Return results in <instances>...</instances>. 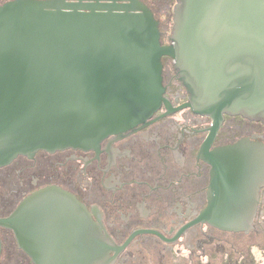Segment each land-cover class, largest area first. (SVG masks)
<instances>
[{
	"label": "water",
	"instance_id": "water-1",
	"mask_svg": "<svg viewBox=\"0 0 264 264\" xmlns=\"http://www.w3.org/2000/svg\"><path fill=\"white\" fill-rule=\"evenodd\" d=\"M0 1V168L39 151L98 149L164 102L171 107L163 56L189 95L179 109L212 118V138L225 116L264 124V0H175L168 46L143 0ZM204 159L212 166L209 204L193 223L248 233L264 186V144L245 138ZM50 219L82 225L83 241L43 256ZM0 225L15 230L37 264H111L130 242L115 244L57 186L25 198Z\"/></svg>",
	"mask_w": 264,
	"mask_h": 264
},
{
	"label": "flooded vegetation",
	"instance_id": "flooded-vegetation-1",
	"mask_svg": "<svg viewBox=\"0 0 264 264\" xmlns=\"http://www.w3.org/2000/svg\"><path fill=\"white\" fill-rule=\"evenodd\" d=\"M143 1L160 22L161 45H170L172 0ZM162 64L164 97L171 107L164 102L145 124L107 137L98 149L39 151L0 168V220L9 218L28 196L57 186L77 197L115 244L130 240L111 264H161L183 251L187 262L182 264H223L225 256L230 257L224 246L228 236L247 237L253 243L250 249L258 248L264 241V186L248 233L193 222L209 204L212 166L204 159L206 153L245 138L264 144V124L225 116L212 138V118L189 107L179 109L189 95L174 60L163 56ZM32 231L34 238L35 227ZM45 231L48 249L43 256H58L56 248L83 241L82 225L68 219H50ZM0 242V264H37L34 252L21 248L14 229L0 225Z\"/></svg>",
	"mask_w": 264,
	"mask_h": 264
},
{
	"label": "rangeland",
	"instance_id": "rangeland-1",
	"mask_svg": "<svg viewBox=\"0 0 264 264\" xmlns=\"http://www.w3.org/2000/svg\"><path fill=\"white\" fill-rule=\"evenodd\" d=\"M170 3L172 4L169 8V12L173 13L175 0H172ZM226 241L227 243L224 246L227 249V254H229L230 257L225 256L226 260L224 259L223 264H226L228 258H230L229 260H231L234 264H264V241H262L263 243L260 241L259 243L257 241L260 246L254 249H250L253 243H251V239L249 240L247 237L238 236L232 238L231 236H228ZM232 246L234 248H232ZM242 249L245 250V253L242 251ZM178 256L177 254H174V257H167L161 264H182L183 262H187L184 261L187 258V255ZM145 263L158 264V262L148 263L146 260Z\"/></svg>",
	"mask_w": 264,
	"mask_h": 264
},
{
	"label": "trees",
	"instance_id": "trees-1",
	"mask_svg": "<svg viewBox=\"0 0 264 264\" xmlns=\"http://www.w3.org/2000/svg\"><path fill=\"white\" fill-rule=\"evenodd\" d=\"M231 251V249H230ZM230 256V255H229ZM230 258H228V261L226 262V264H234L231 260H229ZM195 264H202L200 261H196Z\"/></svg>",
	"mask_w": 264,
	"mask_h": 264
}]
</instances>
